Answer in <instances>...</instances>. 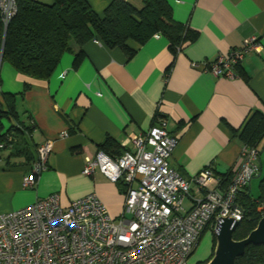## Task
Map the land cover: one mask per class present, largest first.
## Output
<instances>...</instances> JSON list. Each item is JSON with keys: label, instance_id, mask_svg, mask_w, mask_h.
I'll use <instances>...</instances> for the list:
<instances>
[{"label": "crops", "instance_id": "obj_1", "mask_svg": "<svg viewBox=\"0 0 264 264\" xmlns=\"http://www.w3.org/2000/svg\"><path fill=\"white\" fill-rule=\"evenodd\" d=\"M86 1L102 17L112 0ZM126 1L142 7L140 0ZM166 1L174 20L196 33L176 55L163 36L142 45L129 42L135 48L131 57L94 39L81 48L72 42L71 52L62 56L47 80L19 74L0 59V108L7 109L2 95L12 94L18 115L0 120V133L11 137L0 149V213L54 194L67 207L93 193L109 215L118 218L123 186L99 172L82 175L85 158L94 156L106 141L120 153L127 140L159 121L177 138L168 159L174 171L191 178L211 164L216 176L233 172L244 146L243 127L254 114L264 115V0ZM251 36L258 37L262 49L245 57L236 78H215L203 67L192 66L228 55ZM79 51L82 55L75 61ZM46 141L52 142L48 169L33 189H23L35 148ZM258 164L261 172V156ZM251 189L252 181L249 193ZM191 193L196 194L194 186Z\"/></svg>", "mask_w": 264, "mask_h": 264}, {"label": "built area", "instance_id": "obj_2", "mask_svg": "<svg viewBox=\"0 0 264 264\" xmlns=\"http://www.w3.org/2000/svg\"><path fill=\"white\" fill-rule=\"evenodd\" d=\"M16 11V0H0L3 36ZM261 49L258 37L251 36L228 55L192 66L232 80L245 57ZM165 126L159 121L144 134L132 136L118 155L98 151L85 158L82 175L99 172L123 186L118 218H112L93 193L67 207L54 194L0 213V264H189L202 236L214 234L221 219L240 222L244 211L237 198L260 173L258 148L242 147L227 180L214 175L211 164L187 178L168 165L177 138ZM128 143L131 148H126ZM51 152V141L36 146L23 189L36 186L48 169ZM192 186L196 194L191 193ZM257 211L264 213V202Z\"/></svg>", "mask_w": 264, "mask_h": 264}, {"label": "trees", "instance_id": "obj_3", "mask_svg": "<svg viewBox=\"0 0 264 264\" xmlns=\"http://www.w3.org/2000/svg\"><path fill=\"white\" fill-rule=\"evenodd\" d=\"M140 1L142 7L136 8L126 0H112L103 16L99 17L86 0H53L50 5L35 0H16L17 11L6 28L4 38L0 23L1 60L28 78L47 80L62 56L71 52L72 42L81 48L94 39L109 49L118 48L131 57L135 48L129 42L142 45L153 36H163L176 55L195 39V32L174 20L166 0ZM80 55L82 51L75 55L74 60L77 61ZM2 97L7 109L3 111L0 108V120L10 119L9 116L15 119L18 115L14 95L3 94ZM6 135L0 133L2 148L10 144ZM263 137L264 115L254 114L243 127L240 139L244 145L257 147ZM114 146L106 141L98 149L108 155L120 154L112 150ZM230 176L231 173L221 177L227 180ZM258 191L255 199L247 188L238 195L237 202L244 211V217L233 233L236 241L244 239L264 216V213L257 211L264 202V177L259 182ZM235 264H264V246H248L243 257L238 258Z\"/></svg>", "mask_w": 264, "mask_h": 264}, {"label": "water", "instance_id": "obj_4", "mask_svg": "<svg viewBox=\"0 0 264 264\" xmlns=\"http://www.w3.org/2000/svg\"><path fill=\"white\" fill-rule=\"evenodd\" d=\"M238 224V221L229 218L221 219L217 223L213 234L215 239L213 254L202 264H235L238 258L243 257L248 246H264V216L244 239L236 241L233 239V233Z\"/></svg>", "mask_w": 264, "mask_h": 264}, {"label": "rangeland", "instance_id": "obj_5", "mask_svg": "<svg viewBox=\"0 0 264 264\" xmlns=\"http://www.w3.org/2000/svg\"><path fill=\"white\" fill-rule=\"evenodd\" d=\"M10 119L13 120L12 116H9ZM259 151H261V164H262V168H261V172L260 175L258 177H255L252 180V189H251V197L252 198H257L259 195V191H258V185L259 182L261 180V178L264 177V142H262L261 144H259ZM213 234L206 232L196 250L194 251V253L192 254V256L190 257L188 263L189 264H195L196 262L199 261H203L204 263L207 262L209 260V258L212 256L213 251H214V247H215V241L213 242Z\"/></svg>", "mask_w": 264, "mask_h": 264}, {"label": "flooded vegetation", "instance_id": "obj_6", "mask_svg": "<svg viewBox=\"0 0 264 264\" xmlns=\"http://www.w3.org/2000/svg\"><path fill=\"white\" fill-rule=\"evenodd\" d=\"M204 263L203 261L196 262L195 264H202Z\"/></svg>", "mask_w": 264, "mask_h": 264}]
</instances>
